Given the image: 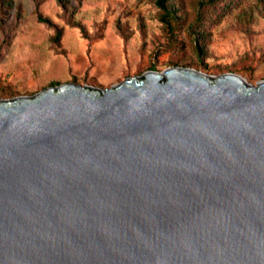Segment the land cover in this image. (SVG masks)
Masks as SVG:
<instances>
[{"label":"water","instance_id":"water-1","mask_svg":"<svg viewBox=\"0 0 264 264\" xmlns=\"http://www.w3.org/2000/svg\"><path fill=\"white\" fill-rule=\"evenodd\" d=\"M0 264H264V79L0 98Z\"/></svg>","mask_w":264,"mask_h":264},{"label":"rangeland","instance_id":"rangeland-1","mask_svg":"<svg viewBox=\"0 0 264 264\" xmlns=\"http://www.w3.org/2000/svg\"><path fill=\"white\" fill-rule=\"evenodd\" d=\"M0 0V98L154 68L264 79V0Z\"/></svg>","mask_w":264,"mask_h":264},{"label":"trees","instance_id":"trees-1","mask_svg":"<svg viewBox=\"0 0 264 264\" xmlns=\"http://www.w3.org/2000/svg\"><path fill=\"white\" fill-rule=\"evenodd\" d=\"M160 1V4L164 7L165 9V13L167 15V17H169L170 15H172L173 13V10L171 8H169L166 4H165V0H159ZM154 69V68H152ZM56 83L58 84L57 82H53V84Z\"/></svg>","mask_w":264,"mask_h":264}]
</instances>
